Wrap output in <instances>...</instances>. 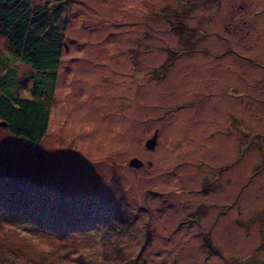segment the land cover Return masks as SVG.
<instances>
[{"label":"rangeland","instance_id":"1","mask_svg":"<svg viewBox=\"0 0 264 264\" xmlns=\"http://www.w3.org/2000/svg\"><path fill=\"white\" fill-rule=\"evenodd\" d=\"M46 2L49 23L68 45L54 80L45 79L54 87L50 100L40 85L50 128L31 144L8 136L0 120V174L13 181L53 176L51 183L76 190L80 200H69V208L83 210L71 227L51 229V242L32 225L0 234V264H264V0L34 5ZM132 53L149 56V83L134 76L140 69ZM0 56L9 57L29 96L32 74L40 81L42 71L14 61L1 26ZM169 63L174 72L166 77ZM117 65L123 75L111 77ZM136 156L143 167L130 166ZM81 158L94 162L96 174L76 170L72 162ZM9 250L13 259L4 256Z\"/></svg>","mask_w":264,"mask_h":264},{"label":"trees","instance_id":"2","mask_svg":"<svg viewBox=\"0 0 264 264\" xmlns=\"http://www.w3.org/2000/svg\"><path fill=\"white\" fill-rule=\"evenodd\" d=\"M35 1L0 0V26L6 34L14 61L21 60L29 63L36 70H45L40 81L35 82L38 77L32 74L34 83L31 93L29 96H24L15 80V70L7 67L9 57L0 56V120L6 122L8 136H14L31 144L41 143L48 134L51 121L48 99L50 100V96L53 95L54 87L53 83L50 86L51 81L46 80L50 78L54 80L57 67L54 68L52 65L60 61L65 46L68 49L65 32L58 27L57 23H49L51 15H49L48 2L42 7H35ZM62 14L60 8L52 13V17L58 20ZM121 74L123 75L122 72ZM41 83L49 89L50 95L47 100L44 99L45 93L40 87ZM236 117L232 116L231 121L233 122ZM239 118L246 119L244 116ZM242 124V120H235L234 128L243 133L246 136L245 139L248 138L246 140H249L251 137L246 133V129H241ZM245 151H249V143L246 141ZM72 163L76 170L82 169L85 172L88 170L93 173L92 175L96 174L94 162L90 159L81 158L79 164L74 160ZM36 177L29 181L24 178L13 181L10 178L16 177L0 174V220L1 217H5L3 214H7L4 218L7 221L0 225V234L14 233L22 228L21 224H24V227L32 225L30 226L32 233H39L42 237L45 235L51 242L54 237L51 229L58 226L63 229L67 226L71 227L76 216L82 212L83 208L80 206L69 208V200H80L74 188L63 189L65 185L60 181L51 183L49 180L53 176L38 175ZM64 191L69 194L65 195ZM96 204L98 203L91 202L88 206L93 207ZM113 223L109 222V224ZM106 230L113 231V229ZM13 238L14 236L9 240ZM0 241L4 243V237L0 238ZM4 246L7 249L10 244ZM2 251L3 249H0V253ZM3 253L6 259H13V251ZM77 258L81 259V254Z\"/></svg>","mask_w":264,"mask_h":264},{"label":"flooded vegetation","instance_id":"3","mask_svg":"<svg viewBox=\"0 0 264 264\" xmlns=\"http://www.w3.org/2000/svg\"><path fill=\"white\" fill-rule=\"evenodd\" d=\"M166 6V5H165ZM158 11H160V10H158ZM159 14H160V12H159ZM164 16V18H165V21H167L168 22V20L170 19L168 16H165V15H163ZM170 23H171V21H170ZM134 48L138 51L139 49H138V44H136L135 46H134ZM133 51V50H132ZM132 55H133V58H134V60H135V63H137L138 64V67H139V69H140V72H137V73H135L134 74V76H136V77H144V80H146V82H150L151 80H152V78L151 77H149L150 76V73H147V74H145L147 71H148V68H147V66L144 64V61H146V62H148V60H149V56L147 55L146 57H141L140 58V56L138 57L137 55H136V57H134V54L132 53ZM178 57H180V56H178ZM172 58H177V57H172ZM174 59H172V61H173ZM109 61V60H108ZM171 61V62H172ZM59 64H60V61H58V62H54L53 63V65L52 66H54V68H55V66L56 67H58L59 66ZM66 66V65H65ZM64 66V67H65ZM169 69H168V72H167V75H166V77H171L172 75L171 74H173V70L171 69V65H170V63H169ZM118 67V65L117 66H114V68H113V70H111L112 72H113V74L111 75V77H114V76H117V75H122L121 74V70H120V68H117ZM57 69V68H56ZM54 70V69H53ZM52 70V71H53ZM45 71V70H44ZM44 71H42L41 73V76L43 75V72ZM56 71V70H55ZM110 71V69H105V71H104V73H108ZM109 73H111V72H109ZM179 73H177V75H178ZM56 75V74H55ZM154 79H155V76H154ZM36 80L37 79H35V82H36ZM185 80V79H184ZM184 80L183 81H178L179 83H184ZM146 88H147V86L146 85H139L138 86V88H137V94L139 93V92H143L144 90H146ZM169 88H170V90H171V84H169ZM192 91H194V90H192ZM233 92H234V90L231 92L232 94H233ZM237 99V98H236ZM163 106V104H161V105H159V107H162ZM156 107H158V106H156ZM155 107V108H156ZM172 113H173V111H171ZM227 113H228V115L229 116H231L232 114H231V111L230 112H228L227 111ZM161 114H163V115H167V112L166 111H162L161 112ZM216 121V123H217V120H215ZM230 123L232 122V121H229ZM206 127H205V129H204V132L206 131ZM158 132V131H157ZM204 132H203V134H202V132L201 131H199V135H204ZM137 157V156H136ZM139 158V157H138ZM140 159V158H139ZM142 160V159H141ZM143 161V160H142ZM151 163V162H150ZM144 166V161H143V164H142V166L141 167H143ZM141 167H139V168H141ZM249 179H247V181H248ZM249 182V181H248ZM202 191V190H201ZM202 212V210L200 209V213Z\"/></svg>","mask_w":264,"mask_h":264},{"label":"water","instance_id":"4","mask_svg":"<svg viewBox=\"0 0 264 264\" xmlns=\"http://www.w3.org/2000/svg\"><path fill=\"white\" fill-rule=\"evenodd\" d=\"M1 124L3 126H6V122L5 121H2ZM157 137H158V132H156V134L154 135V137L152 139H149L147 142H146V145L148 148H153L155 146V143L157 141ZM130 166H133L135 168H139L142 166L143 164V161L141 159H139L138 157H134V158H131L130 160Z\"/></svg>","mask_w":264,"mask_h":264}]
</instances>
